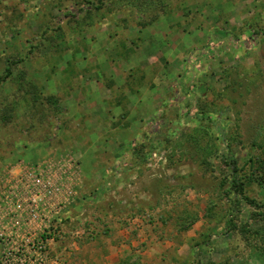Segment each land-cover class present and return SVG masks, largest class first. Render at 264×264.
Segmentation results:
<instances>
[{
    "label": "rangeland",
    "instance_id": "1",
    "mask_svg": "<svg viewBox=\"0 0 264 264\" xmlns=\"http://www.w3.org/2000/svg\"><path fill=\"white\" fill-rule=\"evenodd\" d=\"M38 174L60 264H264V0H0V258Z\"/></svg>",
    "mask_w": 264,
    "mask_h": 264
},
{
    "label": "built area",
    "instance_id": "2",
    "mask_svg": "<svg viewBox=\"0 0 264 264\" xmlns=\"http://www.w3.org/2000/svg\"><path fill=\"white\" fill-rule=\"evenodd\" d=\"M33 187L34 189L30 191L29 196L18 199L16 204V213L18 216H25L23 220L26 224L44 220L45 209L48 208L49 203H53V198L59 195L56 192L54 179L49 176L46 178L38 174L33 179ZM63 202V200L54 202L53 209H55L56 212L54 213L56 214L43 229L29 228L30 231L25 233L21 239L18 240L17 237L13 238L12 241L10 240V247L3 252L0 264H48L50 261L60 264L58 256L52 258L50 248L52 242L63 238L58 230L62 207L65 206ZM6 239V236H0V240Z\"/></svg>",
    "mask_w": 264,
    "mask_h": 264
},
{
    "label": "crops",
    "instance_id": "3",
    "mask_svg": "<svg viewBox=\"0 0 264 264\" xmlns=\"http://www.w3.org/2000/svg\"><path fill=\"white\" fill-rule=\"evenodd\" d=\"M115 77V76H114ZM114 81H113V84L112 85H104V87H101L103 90L106 91V97H108V100H112L116 103V106L119 107L122 105V103L120 102L121 101V94H116L118 91H120V87L122 86L123 83V80L121 79H118L116 77L113 78ZM122 93V92H121ZM151 96H153L154 92H151ZM126 94H123V96H125ZM118 111V109H116ZM119 110H121L119 108ZM118 117H114L113 119H116ZM117 150H115L114 152H116ZM105 186H107L105 184ZM0 200L3 201L4 199H2V195H0ZM56 201H58L57 199L53 198V203H49V206L48 208L45 209V218L44 220H41V221H38V222H30L28 224H26L27 226V230L30 228H37V229H43L45 226L48 225V223L51 221L52 219V216H53V213L55 211H53V205H54V202L56 203ZM113 212V211H112ZM117 225L115 224L113 230H110L109 231V235H106V237L103 239L102 238V241H104L103 243L106 244L105 246H108V250H106V248H104L101 244L97 243V245L95 244L96 241H94L92 244L90 245H94L93 246V250H96V253H100L101 254V257H102V261H105L106 264H118L119 261L121 260V258H123L126 253L129 251V242H128V237H129V231H128V228H124V230H120L118 231V229H116ZM113 227V226H112ZM126 230V232H125ZM124 233L122 234V236H119L121 235V233ZM78 235L81 233V231H77L76 232ZM117 234V235H116ZM100 238V239H101ZM134 244V242H133ZM1 245L0 244V255H1ZM78 248V251L73 255V257H71V259L69 260V263L68 264H78L79 263V260H81V262L83 261V256H85V258L87 257L88 253H84L82 252V249L84 248L81 243L77 246ZM105 251V256H104V252L102 251ZM91 255V254H90ZM102 264V263H100Z\"/></svg>",
    "mask_w": 264,
    "mask_h": 264
},
{
    "label": "trees",
    "instance_id": "4",
    "mask_svg": "<svg viewBox=\"0 0 264 264\" xmlns=\"http://www.w3.org/2000/svg\"><path fill=\"white\" fill-rule=\"evenodd\" d=\"M233 186L237 189L240 193L243 191V183L239 180H234Z\"/></svg>",
    "mask_w": 264,
    "mask_h": 264
}]
</instances>
